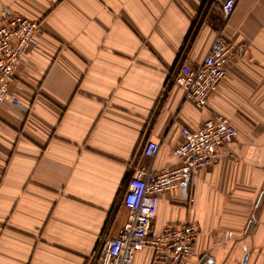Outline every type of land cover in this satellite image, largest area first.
<instances>
[{
    "label": "crops",
    "instance_id": "crops-1",
    "mask_svg": "<svg viewBox=\"0 0 264 264\" xmlns=\"http://www.w3.org/2000/svg\"><path fill=\"white\" fill-rule=\"evenodd\" d=\"M40 31L0 105V264H88L127 222L135 168L171 170L182 129H236L192 189L153 200L154 228L196 224L186 264H264V0H0ZM237 51L204 107L170 75L197 67L218 29ZM153 141V158L139 154ZM136 253L132 264H150Z\"/></svg>",
    "mask_w": 264,
    "mask_h": 264
},
{
    "label": "built area",
    "instance_id": "built-area-1",
    "mask_svg": "<svg viewBox=\"0 0 264 264\" xmlns=\"http://www.w3.org/2000/svg\"><path fill=\"white\" fill-rule=\"evenodd\" d=\"M225 20L233 11L235 0H216ZM39 24L21 16H8L0 25V105L9 102L19 106L8 92L14 73L26 50L35 44ZM237 49L227 41L221 28L203 61L195 68L181 64L170 75L169 83L181 86L184 98L197 107H204L225 73L227 62ZM183 141L173 150L179 165L171 170H154L151 165L135 168L120 194V202L128 211L127 222L115 237H103L93 251L88 264H132L134 255L144 249L152 253L150 264H186L194 254V244L200 232L196 224L154 228V197L162 191L178 187L184 193L192 189L198 170L213 165L217 148L233 141L236 129L229 120L216 115L194 131L182 129ZM159 144L146 141L139 154L153 158Z\"/></svg>",
    "mask_w": 264,
    "mask_h": 264
}]
</instances>
